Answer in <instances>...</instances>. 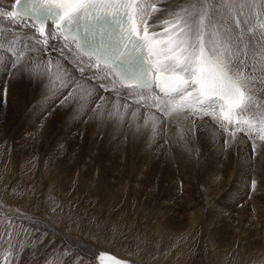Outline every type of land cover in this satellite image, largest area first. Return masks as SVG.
<instances>
[{
  "label": "rangeland",
  "instance_id": "obj_1",
  "mask_svg": "<svg viewBox=\"0 0 264 264\" xmlns=\"http://www.w3.org/2000/svg\"><path fill=\"white\" fill-rule=\"evenodd\" d=\"M0 2L5 7L6 1ZM253 5L250 18L259 14L261 0ZM5 22L0 20L3 27ZM3 27L0 43L7 45L13 38L3 35ZM0 54L7 60L9 54ZM52 54L49 48L32 56L43 76L0 72V210L40 219L47 229L133 264H264V183L249 176L256 160L264 159L258 139L260 149L253 150L246 134L238 136L244 145L237 141L235 147L246 150L248 161L244 173L218 175L224 166L203 153L197 121L187 126L122 93L123 121L108 118L116 103L110 87L84 94L73 86L66 90L57 79L50 82ZM97 95L103 99L87 111ZM126 103L136 107L125 108ZM137 110L134 120L131 113ZM150 112L160 117L155 133L143 128ZM214 141L226 149L227 142ZM248 178L258 187L252 189ZM27 225L0 215V254L8 253L3 257L9 264L19 258L23 264L98 263L85 261L51 229ZM12 244L25 248L24 260L19 251L9 250Z\"/></svg>",
  "mask_w": 264,
  "mask_h": 264
},
{
  "label": "snow or ice",
  "instance_id": "obj_2",
  "mask_svg": "<svg viewBox=\"0 0 264 264\" xmlns=\"http://www.w3.org/2000/svg\"><path fill=\"white\" fill-rule=\"evenodd\" d=\"M158 3L166 7H157ZM253 6V0H14L10 9L0 10V19L6 17L17 31L26 30L24 36L34 32L37 38L29 43L16 35L7 45L0 43V50L9 54L7 60L0 54V72L16 76L27 70L43 76L32 56L51 48L57 58L47 61L49 68L56 66L49 73L50 82L57 79L68 90L75 81L67 72L72 65L65 52H75L73 61L81 75L87 64L103 73L98 88L108 91L104 82L111 85L116 103L108 118L123 121L125 113L119 111L123 89L125 98L140 97L149 111L155 108L164 117L183 119L193 127L197 119L202 127L205 118L224 132L233 125L230 139L244 133L254 150L257 138L264 143V0L259 14L248 19ZM158 13L163 15H154ZM256 30L260 40L250 48L246 37L255 38ZM61 40L63 46L50 44ZM240 45L251 52L250 64L247 57L237 63L226 55ZM101 99L97 95L87 111ZM131 115L135 120L138 110ZM159 121L150 112L143 128L155 133ZM249 179L255 189L256 181ZM104 260L101 255V264Z\"/></svg>",
  "mask_w": 264,
  "mask_h": 264
},
{
  "label": "bare ground",
  "instance_id": "obj_3",
  "mask_svg": "<svg viewBox=\"0 0 264 264\" xmlns=\"http://www.w3.org/2000/svg\"><path fill=\"white\" fill-rule=\"evenodd\" d=\"M4 1H6V4H4L5 6H8V8L10 9V6H11V4L14 2V0H4ZM1 3V2H0ZM4 3V2H3ZM0 5H3V4H0ZM157 7H160V8H164V7H166V4L165 3H158L157 4ZM154 15H156V16H160V15H163V13H158V14H154ZM7 18H3L2 20H5V21H7V22H5V23H8L7 25L6 24H4L5 25V27H3L2 26V23L0 24V27H3V28H1L2 30H3V35L5 36H7L8 38L9 37H12L13 39L15 38V36L16 35H19V36H22V37H24V39L25 40H27L29 43H34V41H35V39H36V34L34 33V32H30L29 33V35L28 36H24V32L26 31V30H24V29H21V30H19V31H17L16 29H15V26H13V25H15V23L14 22H9L8 21V19L6 20ZM248 19H252V18H250V16H248ZM1 20V19H0ZM13 24V25H12ZM1 30V31H2ZM0 35H2V33L0 34ZM2 37V36H1ZM246 39H248V40H250L251 41V43H250V48L253 46V45H255V43H257L258 42V39L256 40L255 38H253V37H246ZM9 42V41H8ZM50 42H52V41H50ZM54 42V41H53ZM58 47H60V46H63V41L61 40V41H59V42H54ZM72 47L74 48L75 46L74 45H72ZM76 53L75 52H73L71 55H69L68 54V52L66 51L65 52V56L66 57H68L69 59H67L68 60V63L70 64V65H72L71 67H69L68 69H67V72L69 73V74H71V79H72V81H75V84H73L72 86L73 87H75V88H77L76 87V85H80L81 87H79V88H77L79 91H80V93H84V91H91V92H93V93H95V91L96 92H98V88H97V82L100 80V77L103 75V73H100V72H98V70H96V69H88V67H87V64H85V68H86V70H85V73L83 74V75H81L80 73H79V70H78V67L76 66V63H75V61H73V56L75 55ZM52 55H53V57H52ZM51 55V59H53L54 61H55V59L57 58L56 57V53L55 54H52ZM226 55H231L232 57H235L236 58V61H237V63L239 62V60H242V59H245L246 57L248 58V63L250 64L251 63V59H250V57H251V52L250 51H248L247 53L245 52V50L243 49V45H240L239 46V48L238 49H234L231 53H226ZM37 56V55H36ZM41 59V58H40ZM49 59H50V57H49ZM49 67V66H48ZM55 70H56V66H55V63H53V68H52V72L54 73L55 72ZM96 73V75L95 76H93V73ZM89 79H91V81H92V83L91 84H89L88 83V81H89ZM60 83L62 84V82L60 81ZM59 83V84H60ZM69 83H71V81H69ZM105 83V87H110V90L108 91L110 94L112 93H114V92H112L111 91V85H109L107 82H104ZM57 84V83H56ZM60 84V85H61ZM96 88H95V87ZM72 87V88H73ZM59 88H61V87H59ZM76 89V90H77ZM108 89V88H107ZM85 92V93H86ZM84 93V94H85ZM92 93V94H93ZM121 93L123 94V95H125V90H121ZM91 94V95H92ZM104 97L105 96H107L108 97V94L107 93H105L104 92ZM121 94V95H122ZM12 95V94H11ZM111 96V95H110ZM115 96V95H114ZM106 98V97H105ZM112 98V97H111ZM115 98V97H114ZM128 98V97H127ZM132 100H130L132 103L134 102V100H133V98L132 97H130ZM116 99V98H115ZM129 100V99H128ZM128 102V101H127ZM143 102V101H142ZM261 102H264V101H261ZM112 103V102H111ZM144 103V102H143ZM128 106H134V105H130V104H128V103H126ZM134 107H136V106H134ZM102 111V110H101ZM180 121V120H179ZM182 121H185V120H183L182 119ZM197 122H198V125L196 126L197 128H199L200 129V133H203V134H200V133H198L197 132V134L196 135H198V140H202V141H204V143L202 144V143H200L201 145H203V147L200 145V147L203 149V153L204 154H207V156L210 158V162L211 163H214V162H219L218 164H222L224 167L222 168V170H221V173L220 174H218V175H221V176H225V175H223V174H226L225 173V171H228V173H235L236 175L237 174H239V172H245V169H246V167H247V165H248V161L246 160V158H244V156H243V154L245 153V151L244 150H242V146H241V149L239 148V147H235V145H237V141H239L240 143L242 142L240 139H238L239 137H241V135H242V137H243V133H239V132H237L236 133V135H235V137L234 138H231L230 139V134L233 132V130H234V126L233 125H228V131L227 132H224L220 127H219V124H217L215 121H212L210 118H205V120H204V122H203V126L201 127V121L199 120V119H197L196 120ZM186 123L185 124H187L188 123V121H185ZM182 124V123H181ZM185 126V125H184ZM187 126H189L188 124H187ZM169 127V126H168ZM181 127V126H180ZM186 129V128H185ZM196 129V128H195ZM188 130L189 129H187V132H188ZM190 130H191V128H190ZM179 131V130H178ZM195 131V130H194ZM184 132V131H183ZM177 133V132H176ZM186 133V132H185ZM190 133V132H189ZM189 133H187V134H189ZM191 133H192V131H191ZM194 134V133H193ZM177 135V134H176ZM179 135V134H178ZM193 136H195V135H193ZM239 136V137H238ZM190 137H191V135H190ZM214 139L216 140V141H223V142H227L226 143V149H224V148H222V149H220L219 147H218V145L215 143V141H214ZM221 139V140H220ZM244 139V138H243ZM258 139V138H257ZM185 140V139H184ZM196 141V140H195ZM244 141V140H243ZM248 141V140H247ZM197 142V144H198V141H196ZM199 142H201V141H199ZM245 142H246V140H245ZM119 143V142H118ZM247 143V142H246ZM245 143V144H246ZM261 143V145H263L264 146V143H262V142H260ZM244 145V143L242 142L241 143V145ZM250 144V143H249ZM238 145H240V144H238ZM246 146H251V145H248V143H247V145ZM256 146H259V149H260V145H258V143H256ZM245 147V146H244ZM178 149V148H177ZM245 149V148H244ZM181 150V149H180ZM179 150V151H180ZM198 150V149H197ZM257 150H258V148H257ZM205 151V152H204ZM260 151V150H259ZM264 151V150H263ZM181 152V151H180ZM196 152V151H195ZM261 152V151H260ZM173 153V152H172ZM198 153V152H197ZM174 154V153H173ZM186 154V153H185ZM260 154H262V153H260ZM188 155V154H187ZM195 155H196V153H195ZM179 156V155H178ZM192 156H193V154H192ZM207 156L205 157V155H204V157L205 158H207ZM262 156V155H261ZM197 157V156H196ZM177 158H179V157H177ZM263 158V157H262ZM196 158H194V160H195ZM261 159V158H260ZM257 159L256 160V163H255V165H256V168H253V169H251L250 170V174H249V176H252V175H254V178H261L260 180L261 181H263V183H264V175H262V174H264V159ZM178 160V159H177ZM199 160V159H198ZM180 161V160H179ZM193 161V160H192ZM189 162V161H188ZM196 163V162H195ZM184 164V163H183ZM192 164V163H191ZM216 163H214V165H215ZM218 164H217V166H218ZM178 166V165H177ZM184 166V165H183ZM192 166V165H191ZM180 167H182V166H180ZM219 167V166H218ZM179 168V167H178ZM184 168V167H183ZM220 168V169H221ZM182 171V170H181ZM227 173V174H228ZM215 174H217V173H215ZM248 174V173H247ZM229 175V174H228ZM243 175V174H242ZM256 175V176H255ZM159 177V176H158ZM243 177H246V176H243ZM248 177V176H247ZM220 177H218V179H219ZM226 178V177H225ZM245 179V178H244ZM249 179V178H248ZM213 180V179H212ZM221 180H222V178H221ZM223 180H224V178H223ZM222 180V181H223ZM243 180V179H242ZM257 180V179H256ZM259 180V181H260ZM218 181H220V180H218ZM224 182V181H223ZM222 182V183H223ZM209 183H211V182H209ZM220 183H221V181H220ZM242 183H243V181H242ZM191 184V183H190ZM216 184V183H215ZM244 184H245V182H244ZM224 185V184H223ZM259 185H261V184H259ZM257 186V185H256ZM258 187V186H257ZM263 187V186H262ZM159 188V187H158ZM211 190V189H210ZM258 190L260 191V189H257V192H258ZM254 192V191H253ZM257 192H256V195H257ZM220 193V192H219ZM163 194V193H162ZM260 194V193H259ZM258 194V195H259ZM190 195V194H189ZM257 195V196H258ZM161 196V195H160ZM166 197V196H165ZM151 198V197H150ZM257 198V197H256ZM149 199V198H148ZM187 199H189V198H187ZM179 200V199H178ZM185 200H186V198H185ZM182 200H179V202H181ZM191 201V200H190ZM187 202V201H186ZM193 203V202H192ZM192 206V205H191ZM190 206V207H191ZM244 207V206H243ZM264 212V211H263ZM0 215H3V216H5V217H10V218H14L15 220H18V221H20V222H22V223H25V224H28V225H30V226H33V227H35V228H38V229H40V228H43L44 230L46 229L47 231H49V229H51V228H49L48 227V229H47V227L45 226V223L44 222H42L40 219H22V218H19V217H17V216H15L13 213H9L8 211H5V210H0ZM174 215V214H173ZM27 225V226H28ZM47 225V224H46ZM52 227V226H51ZM52 230V229H51ZM246 231V230H245ZM49 232H51V233H53L54 232V235H56L58 238H60L67 246H69L70 248L72 247L76 252H77V254H79V255H81V257L82 258H84V259H86L85 261H90V260H92L93 261V259H96L97 261H99V262H101L100 261V256L102 255V253L100 252V251H98V250H96L95 248H92V247H90L89 245H87V244H84V243H81L80 241H78L77 240V238L75 239V238H72V237H70L69 235H67V234H64V233H62V232H58V231H56V230H52V231H49ZM58 232V233H57ZM247 232H249V231H247ZM247 232H245V233H247ZM252 234V233H251ZM247 235V234H246ZM250 236V235H249ZM20 239V238H19ZM78 242V243H77ZM64 244V245H65ZM73 244H76V247H73ZM13 245V244H12ZM20 245V244H19ZM65 245V246H66ZM8 247V246H7ZM22 247V246H21ZM21 247H18V245L17 244H14L13 246H10L9 248V250H13V251H19L20 252V254L21 255H19V256H21L22 258V260H24L25 259V256H26V253L25 252H23L24 250H25V248H21ZM25 247V246H24ZM71 248V249H72ZM22 249V250H21ZM9 252V251H8ZM8 253L7 252H5L4 251V253H2V254H0V264H9L8 263V256L7 257H5V259H4V257L3 256H6ZM17 254H19L18 252H17ZM28 255H29V252H28ZM85 256L87 257V258H85ZM105 257V256H104ZM12 258H13V256H12ZM12 261V260H11ZM23 261H21L20 260V258H19V263L18 264H23L22 263ZM104 262L105 263H107V264H113V263H116V262H114V261H111L110 259H106L105 258V260H104ZM48 264V263H47ZM98 264V263H97ZM121 264H128V263H125V262H121Z\"/></svg>",
  "mask_w": 264,
  "mask_h": 264
}]
</instances>
